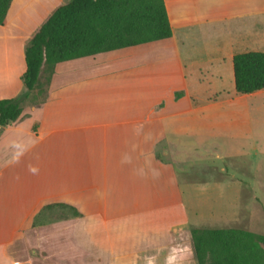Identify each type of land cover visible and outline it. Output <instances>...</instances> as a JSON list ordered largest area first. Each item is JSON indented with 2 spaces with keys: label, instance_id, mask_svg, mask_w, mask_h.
<instances>
[{
  "label": "crops",
  "instance_id": "crops-1",
  "mask_svg": "<svg viewBox=\"0 0 264 264\" xmlns=\"http://www.w3.org/2000/svg\"><path fill=\"white\" fill-rule=\"evenodd\" d=\"M51 2L13 1L0 26V100L24 90V49ZM164 2L171 40L58 64L45 102L2 133L0 264H22L14 248L53 200L81 214L71 243L86 264H197L177 172L186 140L203 147L197 139L224 124L264 148V90L238 94L233 65L264 52V0ZM73 69L85 73L66 76ZM253 219L244 228H264Z\"/></svg>",
  "mask_w": 264,
  "mask_h": 264
},
{
  "label": "trees",
  "instance_id": "trees-1",
  "mask_svg": "<svg viewBox=\"0 0 264 264\" xmlns=\"http://www.w3.org/2000/svg\"><path fill=\"white\" fill-rule=\"evenodd\" d=\"M13 1L0 0V26L7 24ZM172 37L164 0H69L55 7L24 49L27 70L22 83L30 94L0 100V137L6 128L20 120L27 99L40 93L48 95L58 64L168 41ZM233 65L238 94L264 90V52L238 54ZM42 69L46 73L44 83L40 82ZM189 236L197 264H264L262 234L240 229L192 228Z\"/></svg>",
  "mask_w": 264,
  "mask_h": 264
},
{
  "label": "rangeland",
  "instance_id": "rangeland-1",
  "mask_svg": "<svg viewBox=\"0 0 264 264\" xmlns=\"http://www.w3.org/2000/svg\"><path fill=\"white\" fill-rule=\"evenodd\" d=\"M68 1L52 0L44 15ZM73 71L66 76L77 78L85 73L73 74ZM46 98L48 95L40 93L27 99L25 105H37ZM236 134L237 130L224 124L218 128V137L197 139L199 143L204 142L203 147L196 148L195 140H186L185 148L190 152L183 158L185 170L177 172L184 192V211L192 227L240 228L264 235L260 224L244 228L250 219L264 220V151H261L264 148L255 149L245 137ZM213 142H219L222 147L213 151ZM256 196L261 199L256 201ZM42 210V222L36 223L14 248L15 258L22 264H86L85 251L74 248L71 243L72 227L80 218L74 208L53 200ZM185 231L189 233L188 228ZM179 236L186 244V234L182 232Z\"/></svg>",
  "mask_w": 264,
  "mask_h": 264
},
{
  "label": "water",
  "instance_id": "water-1",
  "mask_svg": "<svg viewBox=\"0 0 264 264\" xmlns=\"http://www.w3.org/2000/svg\"><path fill=\"white\" fill-rule=\"evenodd\" d=\"M28 94H30V90L28 88H24V90L22 91L20 98H23L25 96H27Z\"/></svg>",
  "mask_w": 264,
  "mask_h": 264
}]
</instances>
